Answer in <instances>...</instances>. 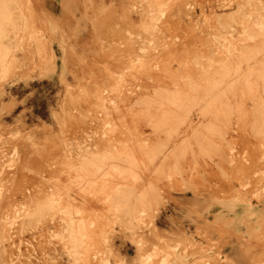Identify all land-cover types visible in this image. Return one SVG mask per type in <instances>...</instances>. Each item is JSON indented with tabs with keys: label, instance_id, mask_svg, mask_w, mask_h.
<instances>
[{
	"label": "rangeland",
	"instance_id": "374dc122",
	"mask_svg": "<svg viewBox=\"0 0 264 264\" xmlns=\"http://www.w3.org/2000/svg\"><path fill=\"white\" fill-rule=\"evenodd\" d=\"M20 2L5 4L0 0V39L13 36L0 48V165L11 174L24 175L22 179H0V264H135L136 256L166 264L158 256L165 244L176 247L179 255L192 251L176 264H237L225 256V249L252 244L253 235L264 228L263 124L262 135L256 131L254 135L244 134L247 142L243 130L229 124L228 134L220 139V149L231 159L208 170L205 166L191 167L188 178H196L199 170L206 171L199 178L202 190H193L188 184L181 187L186 180L180 179L174 168L166 174L173 187L155 191L147 187L142 168L128 186L113 192L104 189L109 185L104 175L117 172L118 164L114 171L105 168L97 178L88 175L91 169L87 168L83 173L77 169L57 171L56 166L76 164L75 159H80L81 137L96 129L91 118L99 116L103 126L107 118L117 119L118 98L129 66L128 51L131 45L136 48V42L130 40L131 30L143 4L157 3ZM12 55L16 61L3 63ZM70 116L77 121L68 125ZM224 129L228 131L227 126ZM249 138L253 145L248 144ZM174 150L182 152L185 148L177 146ZM209 152L207 144L197 149L203 156ZM253 156L252 164L243 167V172H251V184L240 191L246 178L241 166ZM219 177L222 185L216 189L214 200L195 196L212 190L211 183ZM114 180L113 190L123 186L122 180ZM49 181L74 183L76 190L83 188L74 196L103 204L94 212L96 220L95 214L88 215L86 225L68 233L58 227L52 215L50 220L40 214L36 205L52 199L43 193ZM19 188L25 189L20 206L12 199L18 196L14 191ZM233 188L236 192H231ZM138 189L146 192L135 194ZM246 201L253 203L250 212ZM80 205L76 203L74 208ZM237 218L242 231L237 230ZM246 230L252 231L247 235Z\"/></svg>",
	"mask_w": 264,
	"mask_h": 264
},
{
	"label": "bare ground",
	"instance_id": "6f19581e",
	"mask_svg": "<svg viewBox=\"0 0 264 264\" xmlns=\"http://www.w3.org/2000/svg\"><path fill=\"white\" fill-rule=\"evenodd\" d=\"M145 1L149 3L151 0ZM4 2L21 3L20 0ZM158 2L143 4L137 23L131 30L130 40L136 42L138 52L135 53L136 48L131 45L128 51L129 66L124 72L126 84L123 82L118 98L117 119L114 121L109 117L103 126L99 116L91 118V125L96 129L93 134L81 137L78 148L80 159H75L76 164L56 166L57 171L77 169L83 173L87 168L91 169L88 175L97 178L103 175L105 168L114 171L118 164L117 172L104 175L107 180L104 182L109 183L103 186L104 189L113 192L128 186L130 178L135 179L142 168V178L147 187L155 191L173 187L166 174L174 168L175 174L186 180L181 187L188 184L193 190H202L199 178L206 171L199 170L196 178H188L191 167L205 166L208 170L231 159L220 149V139L223 140V135L228 134L229 124L231 128L243 130L246 142L244 134L254 135L256 131L262 135L264 0ZM7 13L10 14V10ZM9 35L0 39V48L6 47L13 39ZM12 57L3 63L16 61L15 55ZM85 113L83 111L82 114ZM75 121V116L67 119L68 125ZM226 126L227 132L224 129ZM253 143L254 140L249 138L248 144ZM203 144L211 148V152L204 156L197 154V149ZM177 146L185 150L177 152L174 150ZM207 156L208 159L202 164ZM254 159L255 156L248 158L250 162L241 166V173L246 178L240 184V191L251 184V172H243V167L251 165ZM10 176L24 178L22 173L11 174L0 165V179ZM114 178L122 180L123 186L113 190ZM73 185L71 182L49 181L43 193H49L46 199L50 196L52 199L36 205L40 214H46L50 220L52 215L58 227L68 233H74L86 225L88 215L91 217L95 214L96 220L94 212L103 206H98L93 199L74 196L83 188L76 190ZM221 185L219 177L211 183L209 189L212 190L200 191L195 196L214 200L216 189ZM24 191L21 188L14 191L18 196L12 199L16 200L18 206L24 203L19 200L23 199L21 194ZM144 192L146 190L138 189L135 194ZM231 192H236V189L233 188ZM76 203L82 205L74 208ZM246 204L247 210L252 211L253 203L246 201ZM80 208L83 210L77 221ZM100 214L106 218V214ZM236 225L240 226L237 230L242 231L243 225L238 218ZM251 231L246 230V234L249 235ZM260 231L253 235L252 244L229 247L224 251L225 256L237 264H264V228ZM177 250L165 244L158 256L161 255L166 264H176L182 260V256L186 258V253H192L185 250L179 255ZM135 264L162 262L148 258L146 262V258L136 256Z\"/></svg>",
	"mask_w": 264,
	"mask_h": 264
}]
</instances>
